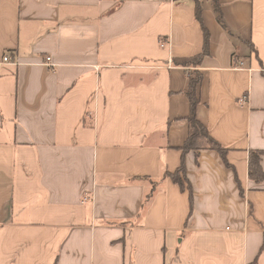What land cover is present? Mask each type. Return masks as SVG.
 <instances>
[{
  "label": "crops",
  "instance_id": "0c3cea01",
  "mask_svg": "<svg viewBox=\"0 0 264 264\" xmlns=\"http://www.w3.org/2000/svg\"><path fill=\"white\" fill-rule=\"evenodd\" d=\"M200 2L0 0V264H264V0Z\"/></svg>",
  "mask_w": 264,
  "mask_h": 264
},
{
  "label": "trees",
  "instance_id": "16d2710c",
  "mask_svg": "<svg viewBox=\"0 0 264 264\" xmlns=\"http://www.w3.org/2000/svg\"><path fill=\"white\" fill-rule=\"evenodd\" d=\"M196 1V17L202 23V6L200 0ZM218 18L222 22V15L221 11L217 5L216 8ZM205 42H204V49L203 51L193 57L190 58H181L175 59V63L181 66H199L201 64L202 59L209 54V33L207 29L203 26ZM203 81V74L196 70L194 75L190 76L189 79V88L185 92L189 104H190V112L187 116V120L191 126V132L188 135L187 139L185 140L184 144L181 146V150L184 154L189 151H194L199 156V152L204 149L214 150L217 151L223 160L227 162V148L223 147L217 140H215L209 133L207 127L199 120L197 115L198 105L200 103L199 98V86ZM263 154L262 151H251L249 157V176L255 182L259 183L264 179V172L261 168V155ZM166 178H170L174 183L178 184L181 189L188 190L191 196L193 197L192 193V186L190 181L186 176V166L184 163V159L180 165V167L174 172H165L164 175ZM153 192L149 193L147 196L146 202L152 197ZM261 250H264V239L262 243Z\"/></svg>",
  "mask_w": 264,
  "mask_h": 264
},
{
  "label": "built area",
  "instance_id": "2783aa9c",
  "mask_svg": "<svg viewBox=\"0 0 264 264\" xmlns=\"http://www.w3.org/2000/svg\"><path fill=\"white\" fill-rule=\"evenodd\" d=\"M9 60H10V56H5L4 61L7 62V61H9ZM50 60H51V57H50V56H47V57H46V61H47V62H50Z\"/></svg>",
  "mask_w": 264,
  "mask_h": 264
}]
</instances>
